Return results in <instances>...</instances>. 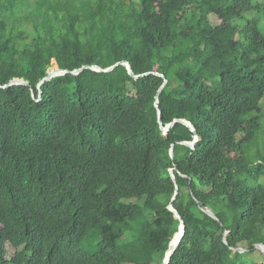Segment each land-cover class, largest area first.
I'll return each instance as SVG.
<instances>
[{"label": "trees", "instance_id": "obj_1", "mask_svg": "<svg viewBox=\"0 0 264 264\" xmlns=\"http://www.w3.org/2000/svg\"><path fill=\"white\" fill-rule=\"evenodd\" d=\"M0 86V264H264V0H0Z\"/></svg>", "mask_w": 264, "mask_h": 264}, {"label": "water", "instance_id": "obj_2", "mask_svg": "<svg viewBox=\"0 0 264 264\" xmlns=\"http://www.w3.org/2000/svg\"><path fill=\"white\" fill-rule=\"evenodd\" d=\"M121 64H124V65L127 67L129 73H130L131 75L134 76V74H133V72H132V69H131V67H130V64H129L128 62H123V63H121ZM118 65H120V63H118V64H116L115 66H112V67H110V68H107V69H101V68L98 67V66H92V67L85 66V67H83L82 69L77 70V71H74V72H71V73L77 75V74H79L83 69H88V68H90V69H92V70H94V71L100 72V73H107V72H111L112 70H114V68H115L116 66H118ZM68 73H69V71H67V70H62V69H60L59 67H58V69H56V70L49 71L47 77H45V78L39 83V85H38V89L41 90L43 84H44L45 82L51 80L52 78L57 77V76H61V75H64V74H68ZM134 77H135L136 79H138V78H140L141 76H134ZM166 82H167V81L165 80V83H166ZM21 84H22V85H29L28 82L24 81L23 79H16V80H14V81H11L8 85L4 86L3 88H7V87H9V86H13V85H21ZM0 87H1V86H0ZM156 107H157V108L159 107V106H158V101H156ZM175 122H177V120H175L173 123L169 124L168 126L163 127L162 124H161V119H160L161 129H162L164 135H166V136L168 135L170 129L173 127V125H174ZM180 122H182L183 124H185L186 126H188V127L191 129L192 132L196 133L194 127L191 125L190 122L185 121V120H180ZM197 141H198V136L195 135V138H194V141H193V142H191V143H184V144L190 146L191 148H194V147H195V144H196ZM170 155H171V157H173V155H174V153H173V149H171V151H170ZM171 175H172V177L174 178L173 171H171ZM177 193H178V191H176V194H175L173 200L175 199ZM168 209H169L171 212L174 213V215H175V217H176L177 219H179V221H180V225H179V231L174 235L173 239L171 240V242H170V244H169V250H168V251L166 252V254H165V258H164V260H163V264H168V263L170 262V259H171L172 255L174 254V252L176 251L177 247L179 246V244H180V242H181V240H182V238H183V236H184L185 229H186V226H185L184 222L182 221L181 217L179 216L178 212L176 211V209L173 207L172 204H170V205L168 206ZM207 213H208L210 216H212V217L215 218V215H214L211 211H207ZM176 236H177V237H176ZM257 248H259L261 251L264 252V247H263L262 245H257Z\"/></svg>", "mask_w": 264, "mask_h": 264}, {"label": "rangeland", "instance_id": "obj_3", "mask_svg": "<svg viewBox=\"0 0 264 264\" xmlns=\"http://www.w3.org/2000/svg\"><path fill=\"white\" fill-rule=\"evenodd\" d=\"M56 69H58V67H57V65H56L55 62H54L53 65H52V67L49 69V71H51V70H56ZM261 105H262V111H263V113H264V99L262 100ZM83 247H84V248H87V247H85V245H84ZM256 257H257V255H256Z\"/></svg>", "mask_w": 264, "mask_h": 264}]
</instances>
